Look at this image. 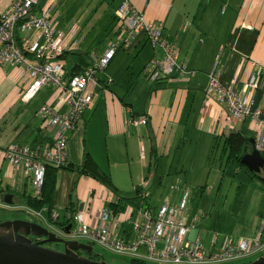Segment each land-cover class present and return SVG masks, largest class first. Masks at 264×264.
Here are the masks:
<instances>
[{
    "label": "crops",
    "instance_id": "obj_1",
    "mask_svg": "<svg viewBox=\"0 0 264 264\" xmlns=\"http://www.w3.org/2000/svg\"><path fill=\"white\" fill-rule=\"evenodd\" d=\"M123 1L39 0L34 12L38 15L47 13L56 19L58 28L67 34L68 42L77 43V48L67 49L62 57L68 76L82 72L90 65L93 52L102 54L109 42L116 40V10ZM13 2L0 0V15L8 11ZM131 2L144 12L149 21L163 27L166 39L179 47V63L186 65L188 72L182 75L177 70L163 79L147 76L146 66L157 55L163 58L165 48L153 44L147 32L141 30L128 45L117 51L108 67L98 73V97L76 128L69 132L67 159L68 164L81 165L86 152H89L100 168L111 176L116 189L97 177L60 168L54 212L58 213V221L61 222L66 221L72 208L77 213L89 206L95 212L98 205H103L124 211L122 214L127 217L130 206L137 209L146 204L156 207L159 204L149 199L155 194L154 186L162 184L161 175L176 173V184L180 186L174 183L173 187L181 192L185 189L181 187L184 170L195 164L191 156L196 151L208 155L210 164L214 154L223 148L227 136L232 132L246 135L244 127L248 122L238 123L237 130H233L227 121L225 105L207 96L209 73L215 61L221 63L222 81L240 91L252 73L262 68L261 86L254 97L256 106L264 104V0ZM100 23H104L103 30L97 29ZM102 33L106 42L100 48L101 43H98L104 40L100 39ZM109 78L113 81L108 85L106 80ZM28 83L24 65L5 64L0 67V202L3 203L0 208L22 210L33 217L6 220L35 222L57 233L49 225L48 207L40 211L46 214L42 219L25 203V195L39 193L32 186L33 175L27 176L23 168H15L5 156V150L12 144L36 147L52 138L53 131L44 129V120L39 112L41 105L35 106L33 102L42 89L49 88L50 94L42 105L46 102L56 104L60 91L46 85L32 99L25 101L22 92ZM56 93L59 96L54 97ZM66 109L64 105L61 111ZM136 115L145 116L148 124L131 123L130 118ZM186 148H190L189 155L182 152ZM7 194H11L12 203L6 201ZM178 199L179 196L173 203ZM166 200L171 201L169 197ZM69 225L72 224L65 227ZM259 227L251 234L237 236L253 237ZM120 233L128 240L136 238L130 222L121 226ZM33 237L38 238L36 235ZM191 237H202V233ZM98 253L105 259L103 252Z\"/></svg>",
    "mask_w": 264,
    "mask_h": 264
},
{
    "label": "built area",
    "instance_id": "obj_2",
    "mask_svg": "<svg viewBox=\"0 0 264 264\" xmlns=\"http://www.w3.org/2000/svg\"><path fill=\"white\" fill-rule=\"evenodd\" d=\"M38 3L39 0H14L11 8L0 15V67L13 64L27 68L29 83L23 91V99L29 101L46 85L60 91L59 102H46L39 110L44 129L53 131L52 138L36 147L12 144L5 150V156L15 168L21 167L27 176L33 175L32 184L37 192L41 190L48 165L62 168L68 164V135L98 97V73L108 67L117 51L128 45L138 32L145 30L153 44L165 48L163 58L157 55L146 66L147 76L163 79L177 70L182 75L188 72V67L179 63V47L166 39L163 27L149 21L131 0H124L116 10V40L109 42L102 54L93 52L90 65L82 72L68 76L62 57L67 49L77 48V43L68 42L67 34L58 28L56 19L47 13L38 15L34 12ZM221 73V63L217 60L209 73L208 98L226 106L227 121L233 130H237L238 123L249 122L255 147L264 152V104L256 106L254 97L261 86L262 68L252 73L242 91L224 83ZM112 81L109 78L106 84ZM64 105L67 109L61 111ZM129 121L135 125L148 124L145 116L136 115ZM189 193L187 190L179 203L165 200L156 207L149 204L138 209L130 206L127 217L122 214L124 211L113 207L98 205L92 212L87 206L75 214L69 232L55 224L59 216L53 212L49 225L65 238L86 240L112 253L146 262L226 264L264 253V218L253 237H222L213 232L209 245L202 237H190L196 222L191 221L188 210ZM35 212L42 216L40 211ZM126 222L132 224L136 233L134 240L126 239L120 233Z\"/></svg>",
    "mask_w": 264,
    "mask_h": 264
},
{
    "label": "rangeland",
    "instance_id": "obj_3",
    "mask_svg": "<svg viewBox=\"0 0 264 264\" xmlns=\"http://www.w3.org/2000/svg\"><path fill=\"white\" fill-rule=\"evenodd\" d=\"M99 27L103 30L104 23H100L97 29ZM100 39H104L98 43V45L101 43L100 48H102L106 42L104 33L100 35ZM48 89L49 88L42 89L34 97L33 105L42 106V103L46 100L48 94H50V90ZM57 96H59L58 93L54 95V97ZM101 118L102 117L99 119ZM244 132L248 137L253 136L254 132L249 122L245 125ZM102 144H104L103 141ZM189 151L190 148H186L182 152L189 155ZM214 156L210 164L208 159L209 156L202 152L197 153L196 151V153L191 156V158H194L195 164L192 168L186 167L187 169L184 170V179L181 183V187L185 189L181 188V192H179L178 188L173 187L174 183V185H178L176 184V173H173L171 176L168 174L163 176L164 174L161 175L160 173H162V171L159 169L158 173L163 177L162 184L160 186H154L155 194L149 199L151 202L161 204L167 197L173 202L179 196L178 202H175L179 203L188 189L190 192L188 210L191 214V221L196 222V228L193 229L190 237L193 236V234L197 236L199 233H202V239L207 245L210 243L213 232H218L220 235L228 234L229 236L251 234L253 231H256L257 226L261 225L264 217V183L262 180L255 177L250 170L246 167H242L243 165L238 162L227 165L225 157L223 159L222 147L219 148ZM205 163L207 164L205 165ZM32 186L34 188L33 184ZM32 186H29L30 190H32ZM22 208L25 209L26 207L23 206ZM45 215L44 213L42 214V219L46 217ZM17 217L33 218L26 212H22V210L17 212L0 208V221ZM81 241L87 242L86 240ZM48 244L52 248L64 249L63 244L52 242H48ZM94 249L96 252H103L105 254V260L109 263L129 264V257L112 253L96 244L94 245ZM84 254L87 253L84 252ZM260 256L261 255H258L244 261H236L227 264L250 263ZM146 264L172 263L147 261Z\"/></svg>",
    "mask_w": 264,
    "mask_h": 264
},
{
    "label": "water",
    "instance_id": "obj_4",
    "mask_svg": "<svg viewBox=\"0 0 264 264\" xmlns=\"http://www.w3.org/2000/svg\"><path fill=\"white\" fill-rule=\"evenodd\" d=\"M248 141L251 149L243 154L241 162L252 173L259 174L264 169V152L256 149L253 136L248 137ZM5 199L12 203L11 194H7ZM71 224L64 228L65 231H70ZM48 242L64 244V249L52 248L46 245ZM82 252L96 253L92 244L59 237L35 222L22 219L0 222V264H114ZM248 264H264V253Z\"/></svg>",
    "mask_w": 264,
    "mask_h": 264
},
{
    "label": "trees",
    "instance_id": "obj_5",
    "mask_svg": "<svg viewBox=\"0 0 264 264\" xmlns=\"http://www.w3.org/2000/svg\"><path fill=\"white\" fill-rule=\"evenodd\" d=\"M65 55V54H64ZM63 55V56H64ZM250 143L248 141L247 135L242 132H232L229 136L226 137L224 140L223 148H222V155L223 158L225 157L227 165L231 163L238 162L239 164L243 165L242 167H246L242 162V156L246 151L250 149ZM64 167L78 171L80 174L91 175L97 177L98 179L102 180L106 184H108L112 189H116V186L109 174H107L104 170L100 168L97 162L93 159L89 152H86L85 159L81 165H75L73 163H69ZM63 168V167H62ZM60 168L54 167L52 165H48L46 167L44 181L39 193L32 194L29 193L25 195L24 200L27 206L36 210L42 211L44 207H48V213L52 216L54 212V194L56 189L57 183V174ZM140 191V189L138 188ZM142 200V199H140ZM138 203L137 205H139ZM75 210L72 208L69 217L66 221H58L56 220L55 223L59 224L58 226L65 228L66 225L74 223L75 217ZM52 221V217L50 218ZM65 230V229H64ZM94 259H103V255L96 252L87 254ZM147 262L144 260L131 258L129 264H146Z\"/></svg>",
    "mask_w": 264,
    "mask_h": 264
},
{
    "label": "flooded vegetation",
    "instance_id": "obj_6",
    "mask_svg": "<svg viewBox=\"0 0 264 264\" xmlns=\"http://www.w3.org/2000/svg\"><path fill=\"white\" fill-rule=\"evenodd\" d=\"M264 170V169H263ZM255 177H258L260 180H262L263 179V177H264V172L262 171L260 174H258V173H252ZM261 176V177H260ZM35 239H39V238H35ZM46 245H48L49 246V244L48 243H46ZM64 245V244H63Z\"/></svg>",
    "mask_w": 264,
    "mask_h": 264
},
{
    "label": "bare ground",
    "instance_id": "obj_7",
    "mask_svg": "<svg viewBox=\"0 0 264 264\" xmlns=\"http://www.w3.org/2000/svg\"><path fill=\"white\" fill-rule=\"evenodd\" d=\"M41 1V0H40ZM222 70V69H221ZM248 81V80H247ZM225 82V81H224ZM225 108H226V106H225ZM262 171H264V170H262ZM251 172V171H250ZM260 174V173H259ZM261 175V174H260ZM261 177V176H260Z\"/></svg>",
    "mask_w": 264,
    "mask_h": 264
}]
</instances>
